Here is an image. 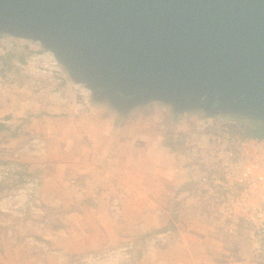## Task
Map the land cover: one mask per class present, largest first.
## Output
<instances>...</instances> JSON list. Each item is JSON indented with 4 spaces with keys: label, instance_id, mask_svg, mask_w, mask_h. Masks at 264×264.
I'll list each match as a JSON object with an SVG mask.
<instances>
[{
    "label": "rangeland",
    "instance_id": "374dc122",
    "mask_svg": "<svg viewBox=\"0 0 264 264\" xmlns=\"http://www.w3.org/2000/svg\"><path fill=\"white\" fill-rule=\"evenodd\" d=\"M128 111L120 126L109 123L107 128L123 124L122 133L127 135V124L145 113L151 150L167 163L189 158L183 141L210 122L207 117L212 125L227 124L237 132H249L257 122L245 115L207 116L201 109L177 113L169 102L154 99ZM95 112L110 118L116 111L107 98L92 99V88L78 80L66 56L42 40L0 27V121L8 126L0 131V198L5 196L8 201L7 210L0 212V264H137L150 260L149 244L172 245L174 227H163L169 228L166 232L143 230L142 216H128L126 209L121 215L112 199L83 197L86 216L81 209V215L69 216L68 211L77 208L75 202L66 200L64 207L61 200L50 203L43 196L39 167H27L28 156L42 161L55 149L61 155L63 145L79 139L78 131L75 136L71 133V124L81 130L82 141L90 143L86 137L93 138L98 126L95 119L101 117ZM96 137L98 142L100 137ZM171 219L167 221L172 224ZM52 232L56 246L46 238ZM241 235L250 247L247 234ZM80 243L86 244L78 247ZM258 255L264 260V249Z\"/></svg>",
    "mask_w": 264,
    "mask_h": 264
},
{
    "label": "water",
    "instance_id": "95a60500",
    "mask_svg": "<svg viewBox=\"0 0 264 264\" xmlns=\"http://www.w3.org/2000/svg\"><path fill=\"white\" fill-rule=\"evenodd\" d=\"M0 27L66 56L120 114L154 99L264 124V0H0Z\"/></svg>",
    "mask_w": 264,
    "mask_h": 264
},
{
    "label": "crops",
    "instance_id": "0c3cea01",
    "mask_svg": "<svg viewBox=\"0 0 264 264\" xmlns=\"http://www.w3.org/2000/svg\"><path fill=\"white\" fill-rule=\"evenodd\" d=\"M96 108L100 112V108ZM99 112H95L101 115L95 119L98 126L93 131L96 130V135L86 137L90 143L85 144L81 130L71 124V133L75 136L78 131L79 139L63 145L61 155L55 149L51 157L42 161L28 156L26 166L33 170L39 167L42 176L40 189L50 203L61 200L65 207L63 203L66 200L70 204L75 202L73 206L77 207L76 210L68 213L69 216H79L84 212L83 197L94 196L102 201L112 199L118 203L121 215L126 209L128 216H142L143 230L156 228L166 232L169 228L163 227H174L172 245L159 241L149 244L150 260L141 259L137 264H264L263 258L258 255L264 244L259 251L251 244L247 247L241 235L246 234L244 227L228 235L214 218L209 219V212L202 206L197 194L195 174L192 172L194 163L190 158L167 163L160 156H154L150 146L151 130L145 124L148 115L143 113L141 118L132 119L126 127L127 135H124L121 130L123 124L121 128L111 129L107 128V124L120 126L125 114L114 112L109 118ZM82 120H78L81 125ZM105 124L106 129L103 128ZM98 135L100 139L97 142ZM7 202L5 196H1L0 212L7 210ZM13 206L16 208L17 205ZM168 218H172V224L167 221ZM46 238L56 246L54 232L48 233ZM85 244L80 243L78 247Z\"/></svg>",
    "mask_w": 264,
    "mask_h": 264
},
{
    "label": "built area",
    "instance_id": "2783aa9c",
    "mask_svg": "<svg viewBox=\"0 0 264 264\" xmlns=\"http://www.w3.org/2000/svg\"><path fill=\"white\" fill-rule=\"evenodd\" d=\"M210 122L183 141L194 163L197 194L223 232L231 235L244 227L259 251L264 244V137Z\"/></svg>",
    "mask_w": 264,
    "mask_h": 264
},
{
    "label": "trees",
    "instance_id": "16d2710c",
    "mask_svg": "<svg viewBox=\"0 0 264 264\" xmlns=\"http://www.w3.org/2000/svg\"><path fill=\"white\" fill-rule=\"evenodd\" d=\"M258 122V123H257ZM252 128H250L249 132H240L241 134H250L254 136L264 137V127L261 122L257 121ZM7 125L0 121V131L7 129Z\"/></svg>",
    "mask_w": 264,
    "mask_h": 264
}]
</instances>
